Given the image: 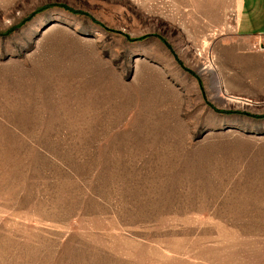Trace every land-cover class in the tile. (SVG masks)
<instances>
[{
  "label": "rangeland",
  "instance_id": "obj_1",
  "mask_svg": "<svg viewBox=\"0 0 264 264\" xmlns=\"http://www.w3.org/2000/svg\"><path fill=\"white\" fill-rule=\"evenodd\" d=\"M234 9L0 0V264H264V51Z\"/></svg>",
  "mask_w": 264,
  "mask_h": 264
},
{
  "label": "crops",
  "instance_id": "obj_2",
  "mask_svg": "<svg viewBox=\"0 0 264 264\" xmlns=\"http://www.w3.org/2000/svg\"><path fill=\"white\" fill-rule=\"evenodd\" d=\"M235 33L264 40V0H234Z\"/></svg>",
  "mask_w": 264,
  "mask_h": 264
},
{
  "label": "built area",
  "instance_id": "obj_3",
  "mask_svg": "<svg viewBox=\"0 0 264 264\" xmlns=\"http://www.w3.org/2000/svg\"><path fill=\"white\" fill-rule=\"evenodd\" d=\"M256 40H257V47L259 49H261L262 51H264V40H262L261 36H257L256 37Z\"/></svg>",
  "mask_w": 264,
  "mask_h": 264
},
{
  "label": "bare ground",
  "instance_id": "obj_4",
  "mask_svg": "<svg viewBox=\"0 0 264 264\" xmlns=\"http://www.w3.org/2000/svg\"><path fill=\"white\" fill-rule=\"evenodd\" d=\"M220 85V82L218 81V86ZM221 90H219V92H220ZM234 101H237V99H234Z\"/></svg>",
  "mask_w": 264,
  "mask_h": 264
}]
</instances>
